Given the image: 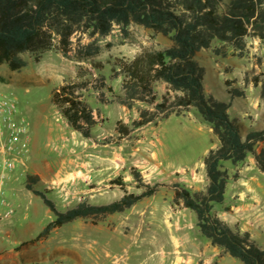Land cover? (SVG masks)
I'll list each match as a JSON object with an SVG mask.
<instances>
[{
    "label": "rangeland",
    "instance_id": "374dc122",
    "mask_svg": "<svg viewBox=\"0 0 264 264\" xmlns=\"http://www.w3.org/2000/svg\"><path fill=\"white\" fill-rule=\"evenodd\" d=\"M57 40L53 39L51 49L38 62L34 53L21 54L26 66L19 71L0 65V95L14 101L13 121L26 120L29 143V130L36 135L33 150L30 144L29 154L4 182L3 198L13 214L2 219L4 207L0 206V243L3 255L8 256L1 264H117L121 258L123 264H241L199 234L193 212L172 204L174 184L191 192L205 190L203 158L218 146L196 111L189 108L117 139L119 123L131 128L140 110H152L145 103L136 102L127 109L115 101L122 94L118 61L166 48L170 39L138 25L124 31L115 26L105 37L77 31L70 37L65 56L58 50ZM95 48L96 54L84 55ZM257 56H264V43L248 38L242 58H222L211 49L201 50L195 57L205 72V92L230 102V117L238 120L243 135L264 129L259 88L247 84L255 76L264 79V70L255 65ZM65 81L89 82L83 96L97 122L89 139L72 131L50 102L52 90ZM231 88L242 91L243 96L230 100L227 91ZM155 90L158 99L173 95L164 83H157ZM260 149L264 145H257L256 150ZM223 167L236 178L226 186L223 205L214 206L216 215L263 246L264 174L251 155L236 167L229 163ZM133 171L145 183L159 185L153 196L96 224L75 220L44 240H34L54 216L38 196L25 189L28 176L38 178L32 187L44 192L63 212L79 203L104 205L124 193H140ZM116 179L122 186L112 183ZM17 192L28 198H17Z\"/></svg>",
    "mask_w": 264,
    "mask_h": 264
},
{
    "label": "trees",
    "instance_id": "16d2710c",
    "mask_svg": "<svg viewBox=\"0 0 264 264\" xmlns=\"http://www.w3.org/2000/svg\"><path fill=\"white\" fill-rule=\"evenodd\" d=\"M130 25L160 33L170 39L171 45L118 61L117 73L123 77L122 94L115 96V101L127 109L136 102L145 103L152 110H140L131 128L119 123L117 139L148 123L194 109L210 128L218 146L203 158L205 190L191 192L174 184L172 204L193 212L199 234L222 254L241 264H264V245L257 244L248 233L230 228L214 211L215 205L224 203L228 182L236 178L229 175L224 163L236 167L251 155L264 174V149L256 150L257 145H264V129L242 134L238 120L230 117V102L205 92V72L195 58L199 51L209 49L222 58H242L248 38L264 43V0H0V65L19 71L26 66L21 54L34 53V61L38 62L40 55L51 49L54 38L65 56L70 37L77 31L105 37L115 26L124 31ZM97 52L95 48L84 55ZM255 65L264 70V56L255 57ZM88 83L65 81L50 94L51 104L67 126L85 139L91 138V129L97 124L83 96ZM157 83L166 84L173 95L167 93L158 99ZM250 83L259 88V99L264 103V79L255 76L247 81ZM107 89L111 91L110 87ZM227 95L233 100L243 93L231 88ZM132 175L140 193H124L120 199L104 205L79 203L63 212L44 192L32 187L38 178L28 176L25 189L38 196L54 216L34 240H44L53 230L75 220L96 224L157 192L158 184L145 183L136 171ZM112 183L122 186L120 179Z\"/></svg>",
    "mask_w": 264,
    "mask_h": 264
},
{
    "label": "built area",
    "instance_id": "2783aa9c",
    "mask_svg": "<svg viewBox=\"0 0 264 264\" xmlns=\"http://www.w3.org/2000/svg\"><path fill=\"white\" fill-rule=\"evenodd\" d=\"M16 112L14 101L7 95H0V206L4 207L2 219L13 214V209L3 198L4 182L11 177L15 166L22 162L29 152V138L26 120L13 121Z\"/></svg>",
    "mask_w": 264,
    "mask_h": 264
},
{
    "label": "crops",
    "instance_id": "0c3cea01",
    "mask_svg": "<svg viewBox=\"0 0 264 264\" xmlns=\"http://www.w3.org/2000/svg\"><path fill=\"white\" fill-rule=\"evenodd\" d=\"M29 135H30V144H31V148H32V150H33V147H34V141H35V134L33 133V132H31L30 130H29ZM25 161H27V163L29 162V159L28 160H25ZM9 190V186H8V184H7V189H6V192ZM11 191V190H10ZM21 197V200H22V198H28L27 196H23V194H20V193H18L17 192V198H20ZM24 200V199H23ZM10 203V202H9ZM20 205V204H19ZM20 207V206H19ZM27 227H31V224L30 223H28L27 225H26ZM44 226V225H43ZM43 226H41V228L43 227ZM8 256L6 255V256H4L3 255V253H2V247H1V243H0V264L2 263V262H6V258H7ZM9 257H10V255H9Z\"/></svg>",
    "mask_w": 264,
    "mask_h": 264
},
{
    "label": "bare ground",
    "instance_id": "6f19581e",
    "mask_svg": "<svg viewBox=\"0 0 264 264\" xmlns=\"http://www.w3.org/2000/svg\"><path fill=\"white\" fill-rule=\"evenodd\" d=\"M122 262L125 263V259H124V258H121V259H119L118 261H116L117 264H120V263H122ZM123 263H122V264H123Z\"/></svg>",
    "mask_w": 264,
    "mask_h": 264
}]
</instances>
